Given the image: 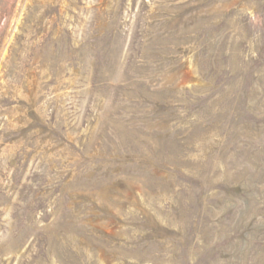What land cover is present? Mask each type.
<instances>
[{
  "label": "rangeland",
  "instance_id": "1",
  "mask_svg": "<svg viewBox=\"0 0 264 264\" xmlns=\"http://www.w3.org/2000/svg\"><path fill=\"white\" fill-rule=\"evenodd\" d=\"M0 264H264V0H0Z\"/></svg>",
  "mask_w": 264,
  "mask_h": 264
}]
</instances>
